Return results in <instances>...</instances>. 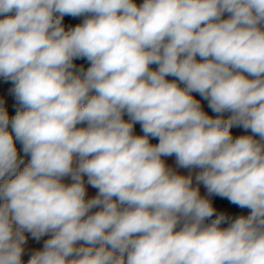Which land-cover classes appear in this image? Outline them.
I'll list each match as a JSON object with an SVG mask.
<instances>
[{"label": "clouds", "instance_id": "9594fccd", "mask_svg": "<svg viewBox=\"0 0 264 264\" xmlns=\"http://www.w3.org/2000/svg\"><path fill=\"white\" fill-rule=\"evenodd\" d=\"M0 77V264H264V0H0Z\"/></svg>", "mask_w": 264, "mask_h": 264}, {"label": "trees", "instance_id": "16d2710c", "mask_svg": "<svg viewBox=\"0 0 264 264\" xmlns=\"http://www.w3.org/2000/svg\"><path fill=\"white\" fill-rule=\"evenodd\" d=\"M142 0H137V3H141ZM85 16H79V17H71V16H65L63 23L65 25L66 28L68 27H74L76 24L82 23L83 20L85 19ZM77 67L79 66H83L85 68V70L87 69V67L90 66L89 62L86 59H78L75 61ZM153 68H155V65H152ZM169 79H173L172 77H169ZM9 86H13V83L11 81H6L4 80L2 77H0V91L3 89H6ZM197 100L200 101L202 108L204 109V111L208 114L213 113V111L208 107V101L205 100L203 97H201L199 94H196L194 96ZM20 110V104L19 102L16 100L15 95L13 96V99L9 105V107L7 108V112L9 113L10 118L12 116L15 115V113ZM124 119H128L127 115L125 114ZM78 125L77 127L82 126ZM134 133L137 135H142V131H141V126L139 123L135 124L134 126ZM152 143H157L158 140H151ZM16 147L18 149V153L19 156L21 158H23L24 160V164L25 166L27 165V163L30 160V155H25L23 153L22 150V145L19 141H15ZM201 196L207 197L208 199H210L213 203V206L217 209V212L223 211L225 213H227L230 217L235 218L238 215L244 214L247 215L248 214V209H241L238 206L231 204L227 199L225 198H221L219 196H208L207 193H203L201 194ZM214 218V217H213ZM206 223H210V220L206 221ZM223 227H226L227 224L222 225ZM32 254L30 255H25L22 256V259L24 261V264H27V260L31 257Z\"/></svg>", "mask_w": 264, "mask_h": 264}, {"label": "crops", "instance_id": "0c3cea01", "mask_svg": "<svg viewBox=\"0 0 264 264\" xmlns=\"http://www.w3.org/2000/svg\"><path fill=\"white\" fill-rule=\"evenodd\" d=\"M197 59H199V57ZM196 94H198V93H193L192 95L195 96ZM0 107H3L5 110H7V107L5 105V99H1L0 98ZM209 115L215 118L218 114L213 112V113H210ZM80 127H86V125L83 124ZM231 132H232V135H233L236 132V127H233L231 129ZM163 159L165 160L166 166L171 168L177 174L184 175V176H189L190 175L192 177V179H193V187H198L199 190H200V194L205 192L206 188L203 186V184H199L198 185L196 183V180H195L196 175L201 171V169H199V168H181V167H178L177 163H176V158H175L174 155L170 156V157H163ZM24 166H25V164L23 163V164L20 165V168L22 169ZM67 179L70 180V183L72 182L70 177H65L63 179V182L66 183ZM86 180H87V178L85 177V181ZM86 187H87L88 193L93 192L94 195L96 194L97 189L92 188L90 185H86ZM25 235L27 237V241H26L25 245L23 246L24 247V252H23L22 256L30 255L33 252L37 251L38 245L41 244V243H44V241L49 238L48 235H45V236L41 237L39 240H36V239L31 237L30 233H25Z\"/></svg>", "mask_w": 264, "mask_h": 264}, {"label": "rangeland", "instance_id": "374dc122", "mask_svg": "<svg viewBox=\"0 0 264 264\" xmlns=\"http://www.w3.org/2000/svg\"><path fill=\"white\" fill-rule=\"evenodd\" d=\"M12 88H13V86H9L6 89H3L0 91V98L5 99V105L7 108L9 107V105L13 99V96H14V93L12 92ZM230 115H231V113L225 112V113H223V118L227 119V118H229ZM248 134H251L250 130L245 131L243 128L236 127V132L233 134V137L235 138V137L240 136V135H248ZM66 183H70V180L67 179ZM203 193H207V190H205V192H203ZM88 196L92 197V196H94V193L93 192L88 193ZM93 211H95V209Z\"/></svg>", "mask_w": 264, "mask_h": 264}, {"label": "built area", "instance_id": "2783aa9c", "mask_svg": "<svg viewBox=\"0 0 264 264\" xmlns=\"http://www.w3.org/2000/svg\"><path fill=\"white\" fill-rule=\"evenodd\" d=\"M43 244L44 243L39 244L37 250H41L43 248Z\"/></svg>", "mask_w": 264, "mask_h": 264}]
</instances>
